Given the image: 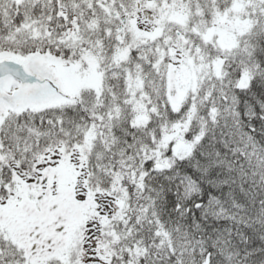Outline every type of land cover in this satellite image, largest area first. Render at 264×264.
I'll return each mask as SVG.
<instances>
[{
  "label": "snow or ice",
  "instance_id": "1",
  "mask_svg": "<svg viewBox=\"0 0 264 264\" xmlns=\"http://www.w3.org/2000/svg\"><path fill=\"white\" fill-rule=\"evenodd\" d=\"M0 264H264V0H0Z\"/></svg>",
  "mask_w": 264,
  "mask_h": 264
}]
</instances>
